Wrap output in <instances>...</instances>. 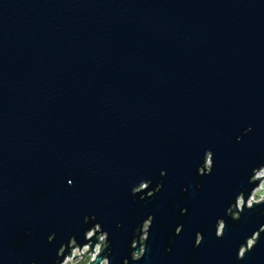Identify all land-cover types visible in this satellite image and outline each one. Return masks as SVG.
I'll use <instances>...</instances> for the list:
<instances>
[{"label": "water", "instance_id": "obj_1", "mask_svg": "<svg viewBox=\"0 0 264 264\" xmlns=\"http://www.w3.org/2000/svg\"><path fill=\"white\" fill-rule=\"evenodd\" d=\"M261 164L264 0H0V264H53L86 217L111 264H264V204L229 207Z\"/></svg>", "mask_w": 264, "mask_h": 264}, {"label": "clouds", "instance_id": "obj_2", "mask_svg": "<svg viewBox=\"0 0 264 264\" xmlns=\"http://www.w3.org/2000/svg\"><path fill=\"white\" fill-rule=\"evenodd\" d=\"M250 131L251 129L246 130L245 135H247L248 132ZM211 156H213L211 151L206 152L204 156V161L206 157H211ZM204 161H203V165L199 167L197 170V175H198V178L200 179H202L206 175H210L213 169V163H209L206 165ZM261 167H264V164H261L252 170L251 178L248 181L250 185H253V182L256 179L255 177L256 169L261 168ZM164 175L165 173L162 172L161 176H164ZM150 184H151L150 181H142L141 183H139L138 186H136L133 189L132 195L134 197L138 196L139 201L144 202L145 200L150 199L153 196H155L157 193H159L163 186L161 183L155 189H151ZM197 188L199 189L200 185H197ZM259 188L260 186L253 188V190L251 191V193L249 194L247 198V203H245V192H247V189L242 190L236 196L235 200L233 202H230L229 207L234 206L237 209V218L232 219L233 221H238L241 218V214L243 213L245 208L251 210L253 209L254 206H259V205L264 204V202H262L264 201V192L259 193V198H256L255 196L252 195L253 193H257ZM185 212L186 210H182L181 216H183ZM146 221H150L151 226H152L153 217L149 216L148 219L143 221L136 229H139L140 226L143 225ZM221 221L223 222L221 226L222 233H218V231H216L217 238H222L224 235V230H225L224 221L219 220L217 224ZM83 223L84 225L88 226L83 233V240L85 241L83 246H81L78 243L75 235L70 236L67 242L63 244L57 251L56 259L53 262V264H82V261L85 260V254L88 255L89 264H97V261H98V264H111L108 258L109 255H111V253L108 252V249L110 248V245L108 242V233L105 232L102 226L96 222L95 217H92V218L86 217ZM149 229L145 230L143 235L140 236V243L136 249H133L131 244L129 246V250L131 252L130 258L133 262H139L145 256L146 245L149 239V232H150ZM262 229H264V226H261L259 230L256 231L251 237H258V240H259V237H260L259 231ZM181 230H182V226L177 227L176 234L179 235ZM132 238H133V234H132ZM53 240H54V235L49 236L48 242L51 243ZM202 240H203V237L201 233H197L196 238H195L194 248H198ZM247 240L248 239H246V241ZM258 240L254 244V246L249 247V249L245 253L240 252V249L243 246L242 244L238 249L237 260L242 261L245 258L246 254L250 252L257 245ZM106 252H107V255L105 254ZM134 255L136 257L135 260L133 259ZM124 264H128V261L125 260Z\"/></svg>", "mask_w": 264, "mask_h": 264}, {"label": "rangeland", "instance_id": "obj_3", "mask_svg": "<svg viewBox=\"0 0 264 264\" xmlns=\"http://www.w3.org/2000/svg\"><path fill=\"white\" fill-rule=\"evenodd\" d=\"M263 176H264V169H262L261 171H259V173H257V178H260ZM259 186H260V188L258 189L257 193L252 194L256 198H259V193L264 192V178L261 179ZM82 264H87V259L85 261H83Z\"/></svg>", "mask_w": 264, "mask_h": 264}, {"label": "built area", "instance_id": "obj_4", "mask_svg": "<svg viewBox=\"0 0 264 264\" xmlns=\"http://www.w3.org/2000/svg\"><path fill=\"white\" fill-rule=\"evenodd\" d=\"M249 244H251V242L249 243ZM87 259V264H89V261H88V255L87 254H85V260ZM84 260V261H85ZM83 262V261H82Z\"/></svg>", "mask_w": 264, "mask_h": 264}, {"label": "bare ground", "instance_id": "obj_5", "mask_svg": "<svg viewBox=\"0 0 264 264\" xmlns=\"http://www.w3.org/2000/svg\"><path fill=\"white\" fill-rule=\"evenodd\" d=\"M250 243V242H249ZM252 244V243H251ZM251 244H249V246L251 245Z\"/></svg>", "mask_w": 264, "mask_h": 264}]
</instances>
